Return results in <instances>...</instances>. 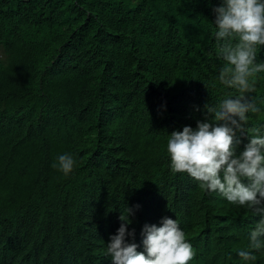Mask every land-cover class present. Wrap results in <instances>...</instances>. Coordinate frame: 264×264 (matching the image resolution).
<instances>
[{"label":"trees","instance_id":"16d2710c","mask_svg":"<svg viewBox=\"0 0 264 264\" xmlns=\"http://www.w3.org/2000/svg\"><path fill=\"white\" fill-rule=\"evenodd\" d=\"M221 3L0 0V264H109L137 205L178 221L204 257L189 264H264V250L237 254L258 216L173 174L167 153L171 132L236 95L218 81ZM256 81L246 129L260 131L264 72ZM66 153L67 177L52 167Z\"/></svg>","mask_w":264,"mask_h":264},{"label":"clouds","instance_id":"9594fccd","mask_svg":"<svg viewBox=\"0 0 264 264\" xmlns=\"http://www.w3.org/2000/svg\"><path fill=\"white\" fill-rule=\"evenodd\" d=\"M212 11L215 39L223 41L218 54L225 61L218 81L236 95L229 93L215 107L206 104V120L197 121L195 128L171 132L167 153L173 174L186 173L205 191L258 216L247 232V245L237 253L243 261H255L254 253L264 250V124L260 131L246 125L247 114L258 111L249 94L256 90L257 74L264 72V62H257L258 48L264 46V0H222ZM238 133L247 137L239 153ZM75 163L66 153L52 167L67 177ZM138 207L120 215L117 234L107 243L109 264H189L195 255L204 258L176 219L164 213L145 218Z\"/></svg>","mask_w":264,"mask_h":264},{"label":"bare ground","instance_id":"6f19581e","mask_svg":"<svg viewBox=\"0 0 264 264\" xmlns=\"http://www.w3.org/2000/svg\"><path fill=\"white\" fill-rule=\"evenodd\" d=\"M179 193V192H178Z\"/></svg>","mask_w":264,"mask_h":264}]
</instances>
